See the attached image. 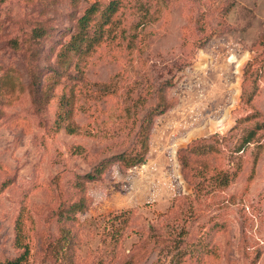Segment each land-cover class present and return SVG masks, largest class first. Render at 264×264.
<instances>
[{"label": "rangeland", "instance_id": "1", "mask_svg": "<svg viewBox=\"0 0 264 264\" xmlns=\"http://www.w3.org/2000/svg\"><path fill=\"white\" fill-rule=\"evenodd\" d=\"M108 1L0 0V261L264 264V0Z\"/></svg>", "mask_w": 264, "mask_h": 264}, {"label": "trees", "instance_id": "2", "mask_svg": "<svg viewBox=\"0 0 264 264\" xmlns=\"http://www.w3.org/2000/svg\"><path fill=\"white\" fill-rule=\"evenodd\" d=\"M73 3L75 0H71ZM116 8V2L113 0H110L107 2L105 8H104V18L103 20H106L108 18V16L110 15V13L113 12V10H115ZM95 10V6L94 4H90L88 7H86L84 9V11L77 17L76 21H77V26H78V30H77V34L74 38V40L66 47V51L65 53L62 55L61 58H58V60L64 61L65 55L67 53V51L70 50H77L79 48H81V37L85 35L86 33V28L88 25V21L90 19V15L94 12ZM41 28L40 29H36L34 30L33 35L34 36H39L41 33ZM150 116L149 114L145 117L144 123H141L140 125V132H141V146H142V152L138 153V156H134V157H130L128 160V165L134 164L137 161L142 160V155L146 149V144H145V140H146V135H147V131H148V127H149V121H150ZM66 127V130L68 132L73 131L72 125L70 124V121L67 120V122L64 124ZM99 170H97L98 172ZM95 175V173H87L86 174V178L87 179H91L93 178ZM83 199L80 197L77 200H75L74 202H72V205L75 208H82L83 207ZM15 239H16V244L22 248V250L15 255L14 257L5 259L0 261V264H21V262L26 258L27 256V246L26 243L21 242L20 241V230H19V226L17 227L16 233L14 235ZM70 234L68 232L67 229H64V231L62 232V235L57 239L56 242V249H54V255L55 257L60 261V263L62 264H72V252L70 253L68 251V245H70ZM55 258V259H56ZM61 260H64L63 262H61Z\"/></svg>", "mask_w": 264, "mask_h": 264}]
</instances>
